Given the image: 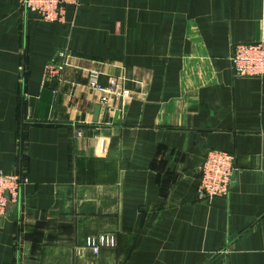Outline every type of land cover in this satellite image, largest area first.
<instances>
[{
	"label": "crops",
	"instance_id": "obj_1",
	"mask_svg": "<svg viewBox=\"0 0 264 264\" xmlns=\"http://www.w3.org/2000/svg\"><path fill=\"white\" fill-rule=\"evenodd\" d=\"M64 9L51 22L0 0V170L27 178L0 215V264H264V76L230 64L232 44L264 40V0ZM91 71L128 96L102 104ZM209 150L234 156V178L199 199Z\"/></svg>",
	"mask_w": 264,
	"mask_h": 264
},
{
	"label": "built area",
	"instance_id": "obj_2",
	"mask_svg": "<svg viewBox=\"0 0 264 264\" xmlns=\"http://www.w3.org/2000/svg\"><path fill=\"white\" fill-rule=\"evenodd\" d=\"M77 0H21L24 10L39 14L44 20L58 22L64 19L65 6L76 4ZM64 53H58L46 66L48 76H56L62 68L60 64ZM230 64L236 77L264 76V40L251 42H236L231 46ZM88 85L102 92L100 101L106 105L110 96H128L129 90L120 89L112 80L109 86L98 82V72L89 73ZM199 181L196 197L199 199L225 196L229 192L234 178V156L221 150L206 152L199 169ZM27 178L15 172L0 170V215L7 207L18 202L22 186ZM94 253L98 246H92Z\"/></svg>",
	"mask_w": 264,
	"mask_h": 264
}]
</instances>
